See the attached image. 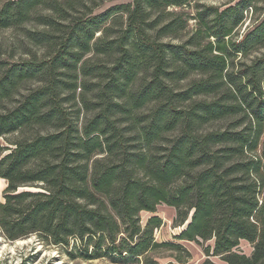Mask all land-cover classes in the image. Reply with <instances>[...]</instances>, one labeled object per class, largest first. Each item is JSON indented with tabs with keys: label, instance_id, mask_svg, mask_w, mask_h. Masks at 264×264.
Instances as JSON below:
<instances>
[{
	"label": "trees",
	"instance_id": "1",
	"mask_svg": "<svg viewBox=\"0 0 264 264\" xmlns=\"http://www.w3.org/2000/svg\"><path fill=\"white\" fill-rule=\"evenodd\" d=\"M203 2L0 0L6 242L158 264L164 205L201 264H264V0Z\"/></svg>",
	"mask_w": 264,
	"mask_h": 264
},
{
	"label": "rangeland",
	"instance_id": "2",
	"mask_svg": "<svg viewBox=\"0 0 264 264\" xmlns=\"http://www.w3.org/2000/svg\"><path fill=\"white\" fill-rule=\"evenodd\" d=\"M226 0L212 1L206 0L204 4L221 5ZM127 0H104V6L102 9L111 5L125 3ZM190 27L193 28V22H189ZM250 21H247L241 28L240 33L244 28L249 25ZM11 32L0 33V45L2 49L6 50L10 45ZM261 52H264L262 50ZM7 53V52H6ZM6 188L5 182L0 179V202H2V192ZM156 213L162 220V226L155 230L154 239L163 243H175L181 244L185 251L175 249H159L152 254V257L157 260L158 264H201L206 256L202 252V246H198L192 242H179L174 237L179 234L183 229L182 227L174 226L173 219L175 217V210L168 208L164 205L156 207ZM150 214L143 212L141 214V221L144 223ZM212 242L204 243L203 246L212 247ZM239 253H243L250 256L252 253V246L242 241L237 250ZM214 263L224 264L218 258H210ZM0 264H110L104 260L99 261H80L71 260L65 255L62 249L48 245L38 238V236L32 235L24 240L14 241L12 243L6 242L0 234Z\"/></svg>",
	"mask_w": 264,
	"mask_h": 264
},
{
	"label": "water",
	"instance_id": "3",
	"mask_svg": "<svg viewBox=\"0 0 264 264\" xmlns=\"http://www.w3.org/2000/svg\"><path fill=\"white\" fill-rule=\"evenodd\" d=\"M188 222H186L185 224H187Z\"/></svg>",
	"mask_w": 264,
	"mask_h": 264
}]
</instances>
